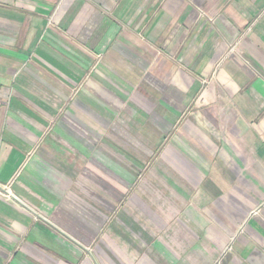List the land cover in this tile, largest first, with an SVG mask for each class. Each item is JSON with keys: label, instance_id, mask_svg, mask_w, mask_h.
I'll return each instance as SVG.
<instances>
[{"label": "crops", "instance_id": "0c3cea01", "mask_svg": "<svg viewBox=\"0 0 264 264\" xmlns=\"http://www.w3.org/2000/svg\"><path fill=\"white\" fill-rule=\"evenodd\" d=\"M0 264H264V0H0Z\"/></svg>", "mask_w": 264, "mask_h": 264}, {"label": "built area", "instance_id": "2783aa9c", "mask_svg": "<svg viewBox=\"0 0 264 264\" xmlns=\"http://www.w3.org/2000/svg\"><path fill=\"white\" fill-rule=\"evenodd\" d=\"M6 198L9 200H11V199L13 200V196H11V195H7Z\"/></svg>", "mask_w": 264, "mask_h": 264}, {"label": "rangeland", "instance_id": "374dc122", "mask_svg": "<svg viewBox=\"0 0 264 264\" xmlns=\"http://www.w3.org/2000/svg\"><path fill=\"white\" fill-rule=\"evenodd\" d=\"M97 59H98V57H97Z\"/></svg>", "mask_w": 264, "mask_h": 264}, {"label": "water", "instance_id": "95a60500", "mask_svg": "<svg viewBox=\"0 0 264 264\" xmlns=\"http://www.w3.org/2000/svg\"><path fill=\"white\" fill-rule=\"evenodd\" d=\"M14 199V198H13Z\"/></svg>", "mask_w": 264, "mask_h": 264}]
</instances>
